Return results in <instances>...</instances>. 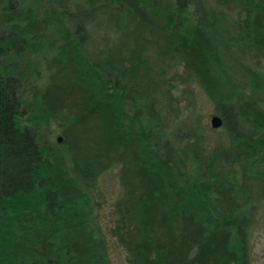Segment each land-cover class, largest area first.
<instances>
[{"label": "trees", "instance_id": "obj_1", "mask_svg": "<svg viewBox=\"0 0 264 264\" xmlns=\"http://www.w3.org/2000/svg\"><path fill=\"white\" fill-rule=\"evenodd\" d=\"M213 2L0 0V264H111L94 187L112 167L128 264H252L264 0ZM172 64L225 139L173 104Z\"/></svg>", "mask_w": 264, "mask_h": 264}, {"label": "rangeland", "instance_id": "obj_2", "mask_svg": "<svg viewBox=\"0 0 264 264\" xmlns=\"http://www.w3.org/2000/svg\"><path fill=\"white\" fill-rule=\"evenodd\" d=\"M214 3L213 0H210ZM260 61L257 64V56L251 57V63L257 64L260 69H264V58H258ZM173 68L178 71L179 76L172 75L170 77L171 90L176 96L173 104H179L184 107V111L189 114L191 109H196L200 115V123L203 130L206 132L208 139L211 143H215L219 140L225 139L226 135L224 131L220 130V127H212L210 123V117L213 113V106L206 97L205 93L197 84L191 79H186L183 68L179 64H172ZM171 66V68H172ZM171 69L169 68V75H171ZM191 101V104L187 108V103ZM189 109V110H188ZM198 115V116H199ZM191 119H194L192 116ZM171 118H167L166 122L169 123ZM185 123L188 124L187 118ZM219 130H216V129ZM60 136L59 133L54 134V138ZM62 138L60 139V141ZM95 199L100 202L98 212V218L101 223L105 235L107 236L108 252L110 256L111 264H128L127 253L123 247H121L114 237H112L108 231L109 225H111V203L121 193V185L118 179V167H112L103 172L97 184L94 187ZM256 223L251 229L250 242L252 246V264H264V200H261L255 209Z\"/></svg>", "mask_w": 264, "mask_h": 264}, {"label": "water", "instance_id": "obj_3", "mask_svg": "<svg viewBox=\"0 0 264 264\" xmlns=\"http://www.w3.org/2000/svg\"><path fill=\"white\" fill-rule=\"evenodd\" d=\"M210 123H211V126L212 127H220L221 124H222V118L220 115L218 114H213L211 117H210ZM61 139V136H57V140H60Z\"/></svg>", "mask_w": 264, "mask_h": 264}]
</instances>
